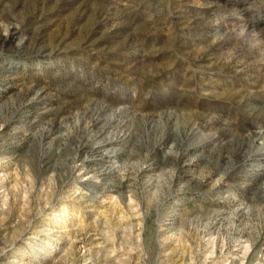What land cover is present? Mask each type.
<instances>
[{
    "label": "rangeland",
    "instance_id": "1",
    "mask_svg": "<svg viewBox=\"0 0 264 264\" xmlns=\"http://www.w3.org/2000/svg\"><path fill=\"white\" fill-rule=\"evenodd\" d=\"M0 264H264V0H0Z\"/></svg>",
    "mask_w": 264,
    "mask_h": 264
},
{
    "label": "bare ground",
    "instance_id": "2",
    "mask_svg": "<svg viewBox=\"0 0 264 264\" xmlns=\"http://www.w3.org/2000/svg\"><path fill=\"white\" fill-rule=\"evenodd\" d=\"M94 162V161H93ZM109 168V167H108ZM115 168V167H114ZM80 248L81 249H84L85 248V246L83 245V244H81V246H80ZM86 259V258H85Z\"/></svg>",
    "mask_w": 264,
    "mask_h": 264
}]
</instances>
